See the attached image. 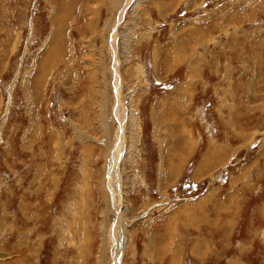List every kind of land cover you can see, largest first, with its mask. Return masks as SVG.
<instances>
[{
    "label": "rangeland",
    "instance_id": "obj_1",
    "mask_svg": "<svg viewBox=\"0 0 264 264\" xmlns=\"http://www.w3.org/2000/svg\"><path fill=\"white\" fill-rule=\"evenodd\" d=\"M126 2L0 0V264H115L102 181ZM131 4L118 264H264V0Z\"/></svg>",
    "mask_w": 264,
    "mask_h": 264
},
{
    "label": "bare ground",
    "instance_id": "obj_2",
    "mask_svg": "<svg viewBox=\"0 0 264 264\" xmlns=\"http://www.w3.org/2000/svg\"><path fill=\"white\" fill-rule=\"evenodd\" d=\"M136 2V1H135ZM134 2V4H136ZM133 4V5H134ZM131 5V6H130ZM131 4V0H127L125 6L119 12V16L117 21L115 20L112 30L113 33L111 35L110 46L113 50V54L116 57L114 59V86H115V103L113 106V120L117 123V132L108 148V151L105 153L104 160H105V167L103 170V181H102V188L104 195L106 197V201L110 206L114 214V225L110 227L109 239L112 247V262L114 261L115 264H118V256H120V248L127 241L126 235V225L121 224V216L123 215L122 207L123 205V189L122 183L123 178L120 174L118 165H121L123 161H128L131 164L135 163L136 153L133 151L132 147L138 142V137L140 134L139 124H138V117L136 115L135 110L131 108L129 104L127 108V112L123 110L120 94V76L117 70V52H116V45H115V38L117 36V26L119 25L120 21L123 17L126 16L128 10L133 7ZM129 43V42H128ZM58 47L54 46L50 51L49 55L51 57L56 56L55 51ZM198 59V58H197ZM191 81V80H190ZM131 127L129 133H131L130 139H126V134L128 129ZM121 161V162H120ZM120 162V164H119ZM167 174V172H166ZM138 177L133 176L132 181L136 183ZM128 242V241H127ZM126 242V243H127ZM126 246V245H125Z\"/></svg>",
    "mask_w": 264,
    "mask_h": 264
}]
</instances>
